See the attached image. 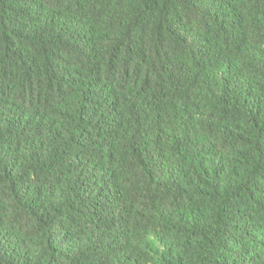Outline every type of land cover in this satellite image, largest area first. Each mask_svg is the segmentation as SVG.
Instances as JSON below:
<instances>
[{
  "label": "trees",
  "instance_id": "obj_1",
  "mask_svg": "<svg viewBox=\"0 0 264 264\" xmlns=\"http://www.w3.org/2000/svg\"><path fill=\"white\" fill-rule=\"evenodd\" d=\"M0 264H264V0H0Z\"/></svg>",
  "mask_w": 264,
  "mask_h": 264
}]
</instances>
